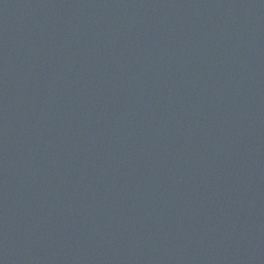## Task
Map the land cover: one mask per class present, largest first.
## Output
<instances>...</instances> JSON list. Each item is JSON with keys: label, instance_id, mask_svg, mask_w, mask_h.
<instances>
[{"label": "water", "instance_id": "water-1", "mask_svg": "<svg viewBox=\"0 0 264 264\" xmlns=\"http://www.w3.org/2000/svg\"><path fill=\"white\" fill-rule=\"evenodd\" d=\"M0 264H264V0H0Z\"/></svg>", "mask_w": 264, "mask_h": 264}]
</instances>
